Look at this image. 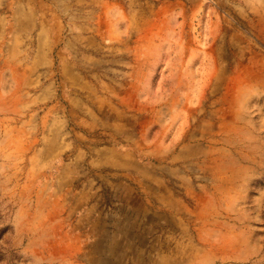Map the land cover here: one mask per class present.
<instances>
[{"label":"rangeland","instance_id":"obj_1","mask_svg":"<svg viewBox=\"0 0 264 264\" xmlns=\"http://www.w3.org/2000/svg\"><path fill=\"white\" fill-rule=\"evenodd\" d=\"M0 264H264V0H0Z\"/></svg>","mask_w":264,"mask_h":264}]
</instances>
